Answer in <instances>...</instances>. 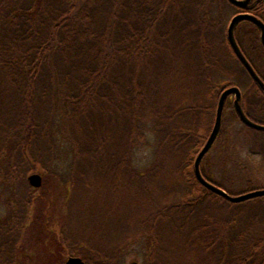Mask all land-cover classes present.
Instances as JSON below:
<instances>
[{
  "label": "trees",
  "instance_id": "16d2710c",
  "mask_svg": "<svg viewBox=\"0 0 264 264\" xmlns=\"http://www.w3.org/2000/svg\"><path fill=\"white\" fill-rule=\"evenodd\" d=\"M231 9L264 21V0L243 9L228 0H0V191L12 193L23 216L19 222L10 207L0 220V264H18L16 240L34 203L30 172L43 176L37 190L57 181L71 186L68 217L82 227L89 200L105 193L94 189V177L115 156L119 175L148 195L145 213L135 215L141 264H264V196L229 202L202 186L193 168L220 91L236 85L224 78L240 63L222 26ZM235 35L264 81L257 27L243 20ZM248 77L256 101L241 91V104L253 119L264 110V95ZM222 134L221 126L216 140ZM147 149L149 160L138 161ZM206 156L203 176L227 192L264 188L244 177L215 181L204 169ZM235 181L244 184L234 188ZM81 185L79 198L74 189ZM94 228L99 241L109 240ZM57 236L54 243L67 247L58 248L62 256L56 250V264L69 255L87 264H124L118 248L86 245L82 252L64 231Z\"/></svg>",
  "mask_w": 264,
  "mask_h": 264
},
{
  "label": "rangeland",
  "instance_id": "374dc122",
  "mask_svg": "<svg viewBox=\"0 0 264 264\" xmlns=\"http://www.w3.org/2000/svg\"><path fill=\"white\" fill-rule=\"evenodd\" d=\"M191 6L195 8L193 1H191ZM178 12H183V9L178 8ZM232 15L234 14L231 9L224 16L222 26L227 27ZM241 32H244L243 28L239 29L240 38H242ZM217 41L224 45V35L221 34ZM243 44L247 48L245 39ZM232 71V74H226L224 78L236 83L242 93L254 98L252 102L256 101L252 90H249L250 80L242 65L236 62L234 67H232ZM232 111L233 107L230 105H226L224 108L221 124L223 134L221 138L215 140L208 151L203 161L204 169L217 182H225L228 177H244L252 180L254 186L264 187L263 131L254 129H251L252 133L246 131L243 124ZM248 111L254 114L251 105H249ZM257 114V117L253 118V120L264 124V110L257 112ZM137 155L138 158H136L140 162H146L151 157L148 149L144 152H139ZM105 163H108V168L99 169L100 175L103 173V176L98 175L99 178L95 176V185L93 186L94 189L97 187L102 188L105 193L101 194L100 191V193L98 192L100 194L99 198L94 200L93 197V200H89L92 209L85 211L83 216L85 224L82 227L75 224L73 221L75 218L68 217L69 205L66 206L65 198L72 192V188L70 185L68 186V183L57 181V184L51 185V190L48 189L50 191L47 189L37 190L38 188L32 191L34 203L31 205L27 215V226L23 231H20L21 233L16 240L18 242V264H56L59 262L57 259L63 253L60 249L67 247L64 244L66 243L65 241L59 246L56 242L54 243V239H59L57 234L61 230L64 231L66 239L72 242L73 245L77 244L81 247L82 252L86 249V245L88 247L93 246L96 249L105 248L106 251H113L118 248L120 249V254L124 257V264H131L132 262L141 264L144 242L143 239L139 238L141 226L137 217L140 216L135 217V215L138 212L145 213L144 204L145 208L148 207L145 203V197L148 195L144 192L141 194L136 193V185L138 187V184H135L130 179V176L124 173V178L129 179L126 180L121 176V173L119 175V172L116 171V156L113 160H107ZM116 178L121 183L118 187ZM238 182L235 181L232 187L240 188L239 186L244 184V182ZM55 187L57 188L55 189ZM83 188V185H81L79 189H74L77 192L76 197H82ZM17 193L19 194L18 191ZM149 204L150 202L147 200V205ZM15 205V198L12 193L0 191V220L9 218L10 207H14L15 214H17L15 218L18 221L23 218ZM85 208L90 209L89 206ZM90 222L97 227L99 233L103 231L102 234H107L109 240L99 241L100 235L95 233V228L90 225ZM56 250L58 251L57 253H61V255L59 254L60 256L56 255Z\"/></svg>",
  "mask_w": 264,
  "mask_h": 264
},
{
  "label": "water",
  "instance_id": "95a60500",
  "mask_svg": "<svg viewBox=\"0 0 264 264\" xmlns=\"http://www.w3.org/2000/svg\"><path fill=\"white\" fill-rule=\"evenodd\" d=\"M228 1L229 3L236 6L237 8L243 9L247 7V5L250 3L251 0H228ZM243 20L250 21L257 27L259 31V41L264 46V21L261 18L257 17L256 15L248 11H240L232 15L226 27V38L236 58L239 60V62L241 63L243 68L246 70L250 78L254 81L258 89L264 95V81L257 74V72L255 71V69L249 62V60L246 58V56L242 52L237 42L236 36H235V28ZM229 96L233 97L232 106H233V110L236 113L239 121L244 126L250 129L259 130V131L264 132V124L254 121L244 111V108L241 104L242 94H241L240 88L234 84L225 86L224 88H222V90L219 93L211 130L204 144L202 145V147L197 152L194 158L193 168H194L195 177L202 186H204L209 191L225 198L229 202L238 203V202H243L245 200H249L255 197L264 196V188H255V189L243 192V193L231 194L227 192L224 188L207 180L203 176L201 172V166H200L202 159L207 154V152L210 150V148L214 144L219 134L221 124H222V114H223V110L225 106V101L227 97ZM27 181L31 187L39 188L42 185L43 176L38 172H32L28 174ZM61 264H87V263L80 256L69 255L66 257V259ZM131 264H136V262H132Z\"/></svg>",
  "mask_w": 264,
  "mask_h": 264
},
{
  "label": "flooded vegetation",
  "instance_id": "af4514ba",
  "mask_svg": "<svg viewBox=\"0 0 264 264\" xmlns=\"http://www.w3.org/2000/svg\"><path fill=\"white\" fill-rule=\"evenodd\" d=\"M227 99H229V100H232V99H233V97H232V96H229V97H227Z\"/></svg>",
  "mask_w": 264,
  "mask_h": 264
},
{
  "label": "bare ground",
  "instance_id": "6f19581e",
  "mask_svg": "<svg viewBox=\"0 0 264 264\" xmlns=\"http://www.w3.org/2000/svg\"><path fill=\"white\" fill-rule=\"evenodd\" d=\"M242 100V99H241Z\"/></svg>",
  "mask_w": 264,
  "mask_h": 264
}]
</instances>
